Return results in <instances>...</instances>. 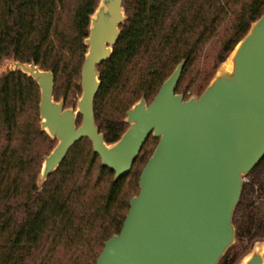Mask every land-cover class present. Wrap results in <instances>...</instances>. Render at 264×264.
Instances as JSON below:
<instances>
[{"label": "trees", "instance_id": "trees-1", "mask_svg": "<svg viewBox=\"0 0 264 264\" xmlns=\"http://www.w3.org/2000/svg\"><path fill=\"white\" fill-rule=\"evenodd\" d=\"M96 1L0 0V62L14 57L50 69L54 99L74 104L82 38ZM122 7L126 18L112 52L97 63L93 116L106 142L125 128V109L139 96L148 102L181 57L174 91L198 94L264 0H122ZM206 44L216 45L213 64L207 61L196 85L182 84L187 72H197ZM37 99L31 77L19 70L0 74V264H91L102 241L118 231L156 138L149 134L128 172L114 180L82 136L38 190L39 164L54 139L39 129ZM244 178L232 216L235 241L217 264L234 263L255 238H264V214L252 207L264 191V154Z\"/></svg>", "mask_w": 264, "mask_h": 264}, {"label": "water", "instance_id": "water-1", "mask_svg": "<svg viewBox=\"0 0 264 264\" xmlns=\"http://www.w3.org/2000/svg\"><path fill=\"white\" fill-rule=\"evenodd\" d=\"M125 18L122 0H97L88 14L74 105L54 99L50 69L33 60H1L0 74L19 70L37 84L39 129L54 139L35 185L41 188L82 136L115 180L128 172L151 134L156 140L137 176V191L118 231L102 241L91 264H217L235 241L232 216L243 178L264 154V9L198 94L174 91L181 57L148 102L139 96L125 109V128L106 142L93 116L97 63L111 54ZM232 264H264V238H255Z\"/></svg>", "mask_w": 264, "mask_h": 264}, {"label": "rangeland", "instance_id": "rangeland-1", "mask_svg": "<svg viewBox=\"0 0 264 264\" xmlns=\"http://www.w3.org/2000/svg\"><path fill=\"white\" fill-rule=\"evenodd\" d=\"M215 48H216L215 44H211V45L210 44H208V45L206 44V48L204 49L205 51H204V53H202V55L200 56V59L198 61L199 63H198V67H197L198 68L197 72L195 73L194 70H192V69L189 72H187L184 75V77L182 78V84H184L186 82L190 83L191 86L197 84L198 77L200 76V74L203 71V69L205 67H207L208 62L209 63L212 62L210 56L213 54ZM205 56H206V58H205ZM212 64H213V62H212ZM217 64H215V67H216ZM214 70H215V68H214ZM214 70H213V72H214ZM212 73H211V75H212ZM178 92H180L183 96H186V95H189V94H196L195 92L192 91L191 88H188L184 93H182V91H178ZM69 105H74V104H69ZM243 179H247V178H243ZM252 207H253L255 212L260 213V214H264V191H263L262 194H260V196H256L254 198Z\"/></svg>", "mask_w": 264, "mask_h": 264}]
</instances>
